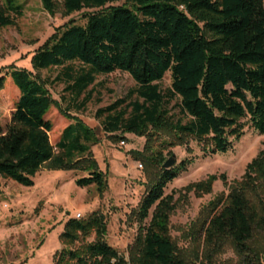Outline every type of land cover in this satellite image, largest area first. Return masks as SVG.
Segmentation results:
<instances>
[{
	"label": "trees",
	"instance_id": "obj_1",
	"mask_svg": "<svg viewBox=\"0 0 264 264\" xmlns=\"http://www.w3.org/2000/svg\"><path fill=\"white\" fill-rule=\"evenodd\" d=\"M41 2L51 16L90 12L85 25L70 21L37 50L31 63L38 74L13 68L0 75V178L33 187L43 171L68 170L88 174L79 187H95L99 196L107 192L91 150L95 131L63 110L39 76L60 68L74 101L98 76L121 72L133 79L137 88L99 118L105 117L104 133L119 142L127 133L146 139L143 152L133 156L148 179V192L130 218L138 233L128 257L110 246L108 220L94 212L67 221L54 264H264V152L227 194L208 204L186 234L187 248L171 235L176 204L165 195L194 163L192 144L204 155L226 154L246 129L264 135V0ZM21 16L16 0H0V30L15 27ZM168 73L172 85L163 92ZM93 95L88 92L78 108ZM134 95L137 100L128 103ZM53 109L74 121L55 143ZM177 148L192 158L165 169L166 155ZM220 179L227 185L225 175L211 176L185 190L203 198ZM228 250L236 262L222 260Z\"/></svg>",
	"mask_w": 264,
	"mask_h": 264
},
{
	"label": "rangeland",
	"instance_id": "obj_2",
	"mask_svg": "<svg viewBox=\"0 0 264 264\" xmlns=\"http://www.w3.org/2000/svg\"><path fill=\"white\" fill-rule=\"evenodd\" d=\"M16 5L22 7V16L16 18V26L0 30L1 76L13 68L34 72L32 58L55 30L70 21L85 25V15L90 12L65 17L60 10L51 16L41 0H16ZM122 5L124 2L114 4ZM74 66L81 67L79 64ZM61 74L62 69L59 68L41 71L39 76L63 110L95 131L98 142L92 145L91 150L106 176L107 192L99 196L95 187H79L77 181L88 174L68 170L43 171L34 178L33 187L0 178V264H54L55 255L62 249L60 236L65 225L78 214L82 218L94 212L104 214L108 220L107 240L110 246L126 257L138 233L137 223L130 218L148 192V179L143 162L133 155L143 152L146 139L127 133L124 143L119 142L104 133L102 122L105 117L99 118L101 110L128 98L137 85L126 73L98 76L88 90H93L94 95L81 110L78 107L88 92L74 101L72 94L66 91L68 83L64 78L59 79ZM171 85V73H168L161 83L162 91H168ZM135 100L137 95L128 103ZM177 104V100L173 101L172 107ZM49 118L56 126L51 134L55 143L74 121L64 119L57 109H53ZM191 146L195 150L194 163L165 191L166 196H174L176 205L170 222L171 235L181 248L189 247L186 234L208 204L221 194H227L233 183L244 176L247 165L264 152V135L246 129L243 139L234 142L226 154L204 155L195 144ZM172 153L177 159L175 167L192 158L181 148L174 149ZM173 156L166 155L167 161ZM222 175L227 177V185L220 179L214 184L212 194L203 198L185 190L191 184ZM222 260L236 262V257L228 250Z\"/></svg>",
	"mask_w": 264,
	"mask_h": 264
},
{
	"label": "water",
	"instance_id": "obj_3",
	"mask_svg": "<svg viewBox=\"0 0 264 264\" xmlns=\"http://www.w3.org/2000/svg\"><path fill=\"white\" fill-rule=\"evenodd\" d=\"M177 164V159L176 156H173L172 158H170L164 165L165 169H171L173 167H175V165Z\"/></svg>",
	"mask_w": 264,
	"mask_h": 264
},
{
	"label": "built area",
	"instance_id": "obj_4",
	"mask_svg": "<svg viewBox=\"0 0 264 264\" xmlns=\"http://www.w3.org/2000/svg\"><path fill=\"white\" fill-rule=\"evenodd\" d=\"M81 218H82L81 214H78L77 219H81Z\"/></svg>",
	"mask_w": 264,
	"mask_h": 264
}]
</instances>
